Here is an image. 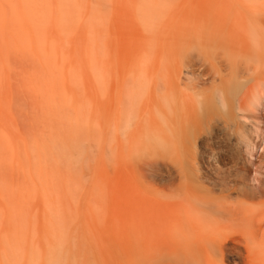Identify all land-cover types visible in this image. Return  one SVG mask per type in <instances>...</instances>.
I'll list each match as a JSON object with an SVG mask.
<instances>
[{"label": "rangeland", "instance_id": "rangeland-1", "mask_svg": "<svg viewBox=\"0 0 264 264\" xmlns=\"http://www.w3.org/2000/svg\"><path fill=\"white\" fill-rule=\"evenodd\" d=\"M262 2L0 0V264L42 252L94 264L87 256L117 235L111 212L119 223L135 185L131 166L110 162L108 100L121 77L153 59H264ZM245 156L252 170L233 184L250 192L264 150ZM140 256L106 264H146ZM188 258L171 264H245Z\"/></svg>", "mask_w": 264, "mask_h": 264}, {"label": "bare ground", "instance_id": "bare-ground-1", "mask_svg": "<svg viewBox=\"0 0 264 264\" xmlns=\"http://www.w3.org/2000/svg\"><path fill=\"white\" fill-rule=\"evenodd\" d=\"M146 63L108 100L110 162L118 155L131 166L135 185L119 223L111 212L117 235L87 257L106 264L120 252L171 264L213 254L264 264V179L250 192L233 184L239 169L252 170L245 154L264 150V59ZM51 259L42 252L30 264Z\"/></svg>", "mask_w": 264, "mask_h": 264}]
</instances>
